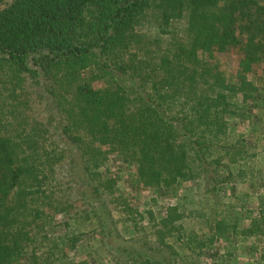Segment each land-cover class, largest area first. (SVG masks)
Listing matches in <instances>:
<instances>
[{
    "label": "trees",
    "instance_id": "trees-1",
    "mask_svg": "<svg viewBox=\"0 0 264 264\" xmlns=\"http://www.w3.org/2000/svg\"><path fill=\"white\" fill-rule=\"evenodd\" d=\"M263 189L264 0H0V264H263Z\"/></svg>",
    "mask_w": 264,
    "mask_h": 264
},
{
    "label": "rangeland",
    "instance_id": "rangeland-1",
    "mask_svg": "<svg viewBox=\"0 0 264 264\" xmlns=\"http://www.w3.org/2000/svg\"><path fill=\"white\" fill-rule=\"evenodd\" d=\"M238 130H240L241 132H244L246 130V126L244 125L239 126ZM263 192H264V189H263ZM187 200L191 203V205H193L192 207L201 208L203 211H204V208H209V209L213 208L212 210H219L223 207V204H224V201L221 197L216 200L211 201L210 202L211 205H204L203 203H200V202L197 203L194 196L188 198ZM247 245L248 244L244 243L243 240L237 239L235 244L229 247V249L231 250L229 254L225 255L222 248L218 249L217 254L224 255L222 256V257H225L223 259L222 257L218 259L217 254H216L217 256L213 258H209L208 256L204 255V256H201L200 258L195 259L194 261H188L184 264H258L256 261H253V258L250 257V253L244 251V249H239L241 247L245 248V246ZM73 256L77 258L76 254H74Z\"/></svg>",
    "mask_w": 264,
    "mask_h": 264
}]
</instances>
